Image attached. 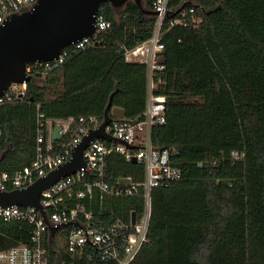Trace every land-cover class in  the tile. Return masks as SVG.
Segmentation results:
<instances>
[{
	"label": "trees",
	"instance_id": "1",
	"mask_svg": "<svg viewBox=\"0 0 264 264\" xmlns=\"http://www.w3.org/2000/svg\"><path fill=\"white\" fill-rule=\"evenodd\" d=\"M151 1L118 10L102 4L112 26L93 47L70 48L66 62L47 74L31 67L23 100L0 108L5 171L34 161L38 114L44 122L74 118L55 145L76 131L79 118L103 121L111 96L125 119H142L147 66L127 62L124 51L151 37L154 18L142 12L151 11ZM193 7L199 26L177 25L162 40L155 89L166 98V123L151 135L155 148L173 154L182 179L153 189L149 241L138 264H264V0H172L165 30ZM126 177L142 182L144 167L110 155L108 183ZM94 209L103 211L95 218L101 223L129 222L143 212L144 199L96 193ZM33 229L0 220V251L30 245Z\"/></svg>",
	"mask_w": 264,
	"mask_h": 264
},
{
	"label": "built area",
	"instance_id": "2",
	"mask_svg": "<svg viewBox=\"0 0 264 264\" xmlns=\"http://www.w3.org/2000/svg\"><path fill=\"white\" fill-rule=\"evenodd\" d=\"M144 1L146 0H142ZM171 2L172 0L151 1V11L155 12L152 15L154 28L151 37L133 49L124 51L127 62L147 66V102L142 119L112 120L106 132L117 141L92 142L84 153V166L41 194L40 203L45 217L35 208L0 206V220L23 221L34 227L30 245L1 250L0 264H52V257L56 264H138V257L149 241L153 189L182 179V172L176 166L170 150L155 148L151 142L153 127L166 123V98L157 94L155 89L156 73L163 70L158 62L164 50L163 37L177 25L191 24L198 27L200 24L198 11L193 7L183 12L179 18L170 20L165 30ZM37 4L38 0H0V26L15 16L33 12ZM188 17L191 18L190 21ZM111 26L112 23L99 10L94 38L86 37L64 49L57 60L30 65L27 71L30 73L34 66L47 74L66 62L70 48L79 51L93 47L96 37ZM26 89V84L10 85L6 94L0 97V108L22 101ZM74 121V118H69L44 122V115L38 114L35 159L30 166L13 174L5 171L0 164V191L27 188L38 178L70 161L82 138L103 122L94 116L81 117L76 131L64 142L55 145L51 141V132L56 127L61 128L59 134L62 138L59 142L68 135ZM114 153L120 154L129 162L136 158L137 163L144 167L143 181L136 182L132 177H126L117 186H111L107 181V158ZM96 193L112 198L141 197L144 199V210L140 215L136 214L135 224H132V216L129 222L114 219L108 224L101 223L83 203L85 200L91 201ZM72 202L75 203L73 207L70 205ZM51 228L54 229L53 233Z\"/></svg>",
	"mask_w": 264,
	"mask_h": 264
},
{
	"label": "water",
	"instance_id": "3",
	"mask_svg": "<svg viewBox=\"0 0 264 264\" xmlns=\"http://www.w3.org/2000/svg\"><path fill=\"white\" fill-rule=\"evenodd\" d=\"M131 1L142 6V0H38L33 12L15 16L5 25H1L0 97L6 94L10 85H27L32 81L33 77L27 71L28 66L57 60L64 49L86 37L94 38L97 16L102 4L109 3L112 8L118 10ZM185 7L184 5L181 11ZM142 12L155 15L153 11L142 9ZM112 99L113 96L105 109L102 124L97 129L89 130L82 138L70 161L38 178L27 188L0 191V206L35 208L45 217L40 203L41 194L63 178L74 175L84 166V153L92 142L117 141L106 132V128L113 119H125V111L113 108ZM60 130V127H56L51 132L52 142L62 138ZM132 162L137 163L136 158H133ZM125 181L128 183V180ZM135 222L136 214L133 213L132 224ZM50 230L54 232V229Z\"/></svg>",
	"mask_w": 264,
	"mask_h": 264
},
{
	"label": "crops",
	"instance_id": "4",
	"mask_svg": "<svg viewBox=\"0 0 264 264\" xmlns=\"http://www.w3.org/2000/svg\"><path fill=\"white\" fill-rule=\"evenodd\" d=\"M95 196H96V194L94 195V197L92 198V200L91 201H89V200H85L84 202H85V205L91 210V211H93L94 212V215H95V218H97V217H100V216H102L104 213H103V211H101V210H99L97 213H95V209H94V205H95ZM72 203H74V202H72ZM71 203V204H72ZM70 204V205H71ZM102 204V203H101ZM101 209H102V207H101Z\"/></svg>",
	"mask_w": 264,
	"mask_h": 264
}]
</instances>
